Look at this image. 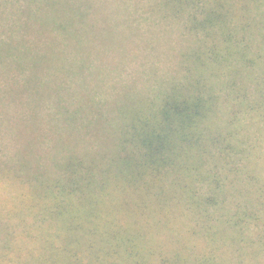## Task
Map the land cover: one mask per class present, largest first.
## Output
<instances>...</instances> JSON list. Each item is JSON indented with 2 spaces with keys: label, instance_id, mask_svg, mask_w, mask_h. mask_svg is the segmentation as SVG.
<instances>
[{
  "label": "rangeland",
  "instance_id": "374dc122",
  "mask_svg": "<svg viewBox=\"0 0 264 264\" xmlns=\"http://www.w3.org/2000/svg\"><path fill=\"white\" fill-rule=\"evenodd\" d=\"M27 2L0 0V45L13 42L17 51L36 55L54 51L60 59L47 72L33 70L51 91L23 92L14 101L3 93L5 82L12 81L0 79V264H137L133 256L140 261L163 258L169 251L167 240L150 225L155 206L145 208L146 196L156 201V190L144 194L128 185L117 191L111 184L103 192L106 158L114 152L122 126L145 106L148 111L157 108L172 82H182L189 50L264 48V0H52L44 6L31 4L29 11ZM17 69L13 82L21 87L30 72ZM217 92L221 97L227 93ZM251 93L264 95V85ZM230 97V102L224 96L220 100L225 120L236 107L233 101H239ZM238 121L231 138L241 146L258 139L262 156L256 153L254 159L260 163L262 183L257 171L244 169L242 152L229 166L221 160L220 171L237 172L226 183L229 202L242 203L244 211L257 207L260 220L239 226L238 246L228 239L226 264H264V117L251 108ZM56 159L62 160L59 167L69 161L93 165L84 177L93 183L89 190L61 194L71 172L56 170ZM186 175L174 190L165 188L178 196L177 202L171 197L165 201H173L176 221H222L203 219L199 207L187 209ZM208 185L195 184L199 197L206 195ZM77 195L97 197L95 203L89 201L91 217L83 219L95 221H69L70 205L83 203ZM163 205L160 213L167 211ZM192 239L203 242L199 236ZM189 254L193 258L194 251ZM148 261L143 264L153 262Z\"/></svg>",
  "mask_w": 264,
  "mask_h": 264
},
{
  "label": "trees",
  "instance_id": "16d2710c",
  "mask_svg": "<svg viewBox=\"0 0 264 264\" xmlns=\"http://www.w3.org/2000/svg\"><path fill=\"white\" fill-rule=\"evenodd\" d=\"M46 1L52 0H28V11L31 4L39 2L41 6H44ZM14 10L18 12L19 8ZM20 13L24 14V12ZM222 50L220 48L189 50L185 57L186 71L182 82H172L171 89L157 108L154 107L153 110L148 111L145 106L137 116L126 122L125 126H122L120 139L115 144L114 152L106 158L101 180L103 192L112 185L117 191L133 185L144 190V194L148 191L153 192V189L157 192L156 201H151L145 195L147 199L145 208L155 206L152 207L155 220L150 221V225L159 231V237L167 240L169 251L158 260L150 257L142 258L140 261V257L133 256L137 264L146 263L149 259L153 260L152 264H226L228 239L235 240L238 246L241 233L239 226L245 221L260 220L257 207L251 210L247 208L244 211L242 203L236 206L233 201L229 202L231 195L226 192V183L232 178L230 175L237 172L230 168L229 172L222 171L223 174L220 167H222V161L229 166L230 161L242 158V152L245 158L242 160L244 169L257 171L258 180L262 183L258 173L260 167L259 169L257 167L260 163L257 164L254 159V154L260 149L258 139L252 140V136L246 133L252 143L241 146L243 144H236L232 138L235 136L234 127L239 122V114L245 113L246 109L250 111L252 108V111L264 117V95L259 94L257 97L251 93V88L254 90V87L256 89L258 85L261 87L264 85V48L230 47ZM224 52L226 53L223 54ZM29 54L34 57L30 58ZM59 59L60 56L54 51L49 56L44 52L36 55L32 54L31 50L17 51L13 42L4 46L0 45V79L12 81L11 84L5 82L3 93L10 95L16 101L17 96L23 92L36 95L40 89L51 91L52 87L41 83L39 77L41 74L34 75L33 70L37 68L38 71L42 70L40 73L47 72ZM42 61H46L44 65L40 63ZM17 67L28 68L30 72L28 79L21 87H18L17 82H13L16 81L17 72L15 71L19 70ZM217 88L227 92L226 95L223 94L224 98L221 97V92H217ZM257 93H260L259 87ZM1 94L0 99L3 100ZM232 95H235L239 101H233L236 107L229 110L228 118L225 120L222 118L220 100L223 98L230 102ZM8 96L7 99H9ZM226 96L230 97L229 100ZM261 156L259 152L258 157ZM61 161L55 160L56 170L61 168L71 173H67L70 174L69 182L61 187L60 193H84L86 189L89 190L88 187L93 183H88L84 177L90 175L93 165L85 167L82 162H79L78 166L73 161H69L61 167L57 166V163ZM209 161L216 164L213 165ZM218 161L221 163H217ZM184 174H187L185 177L190 179L189 182L192 181L184 183V190L189 198L187 209L199 207L203 213V219L205 216H212L222 221H176L177 210L174 211V206L171 207L173 202L171 200L177 202L178 196L174 195L175 191L167 193L165 188L172 186L171 189L174 190L177 181ZM199 181L209 184V190L204 197H199L196 192L195 184ZM230 192L233 194V191ZM169 197L171 200L167 202V205L165 201ZM89 198L81 196L79 200L83 203H79L77 207L70 205L69 221H95V219L83 220L91 217L92 208L89 201L95 203L97 199L96 196L91 200ZM85 200L87 203L84 202ZM62 203L60 204L63 205ZM163 204L168 208L166 212L160 213L159 210L164 207ZM212 208L215 211H212ZM222 211L223 213L219 215ZM63 212H57V214L62 216ZM184 214L187 215L185 211ZM81 215L85 217L82 218ZM159 224L164 225L163 229L158 227ZM231 229L234 235L237 233L238 236L232 235ZM198 236L203 242L192 239ZM181 241L188 244L181 245ZM192 250L193 258L189 254ZM186 256L188 257L186 262L181 260L180 257Z\"/></svg>",
  "mask_w": 264,
  "mask_h": 264
}]
</instances>
